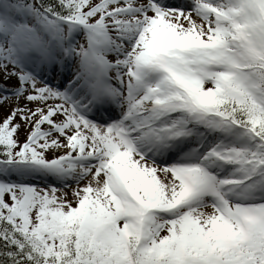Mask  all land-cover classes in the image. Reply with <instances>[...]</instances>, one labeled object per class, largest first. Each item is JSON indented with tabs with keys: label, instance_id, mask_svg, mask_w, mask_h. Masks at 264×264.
<instances>
[{
	"label": "snow or ice",
	"instance_id": "1",
	"mask_svg": "<svg viewBox=\"0 0 264 264\" xmlns=\"http://www.w3.org/2000/svg\"><path fill=\"white\" fill-rule=\"evenodd\" d=\"M0 264H264V0H0Z\"/></svg>",
	"mask_w": 264,
	"mask_h": 264
},
{
	"label": "rangeland",
	"instance_id": "2",
	"mask_svg": "<svg viewBox=\"0 0 264 264\" xmlns=\"http://www.w3.org/2000/svg\"><path fill=\"white\" fill-rule=\"evenodd\" d=\"M23 135H24V133L22 132V133H21V136L23 137Z\"/></svg>",
	"mask_w": 264,
	"mask_h": 264
}]
</instances>
